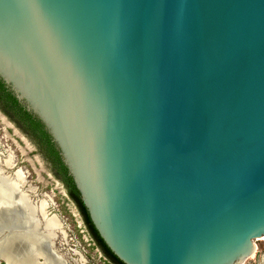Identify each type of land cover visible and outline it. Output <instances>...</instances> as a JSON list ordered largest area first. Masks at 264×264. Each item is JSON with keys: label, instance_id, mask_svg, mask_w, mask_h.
<instances>
[{"label": "water", "instance_id": "obj_1", "mask_svg": "<svg viewBox=\"0 0 264 264\" xmlns=\"http://www.w3.org/2000/svg\"><path fill=\"white\" fill-rule=\"evenodd\" d=\"M0 79L125 264L255 253L264 0H0Z\"/></svg>", "mask_w": 264, "mask_h": 264}, {"label": "bare ground", "instance_id": "obj_2", "mask_svg": "<svg viewBox=\"0 0 264 264\" xmlns=\"http://www.w3.org/2000/svg\"><path fill=\"white\" fill-rule=\"evenodd\" d=\"M13 166L0 157V258L7 264H64L49 251L60 227L57 216L49 215L47 201L40 207L24 192L23 178L10 174Z\"/></svg>", "mask_w": 264, "mask_h": 264}, {"label": "rangeland", "instance_id": "obj_3", "mask_svg": "<svg viewBox=\"0 0 264 264\" xmlns=\"http://www.w3.org/2000/svg\"><path fill=\"white\" fill-rule=\"evenodd\" d=\"M38 143L0 107L1 160L14 164L10 174L16 177L20 175L23 178V182L21 180L19 182L24 192L31 195L33 202L37 200L35 203L41 207L45 200L54 212L59 213L60 203L64 205L63 193L65 190L59 181L61 177L55 174L52 162L40 151ZM55 219L58 221L57 217ZM73 229L76 230L74 224ZM256 243L255 253L244 264L264 263V239H260ZM87 258L88 264H109L96 246L92 244L91 239L88 240ZM2 261L0 258V262Z\"/></svg>", "mask_w": 264, "mask_h": 264}, {"label": "flooded vegetation", "instance_id": "obj_4", "mask_svg": "<svg viewBox=\"0 0 264 264\" xmlns=\"http://www.w3.org/2000/svg\"><path fill=\"white\" fill-rule=\"evenodd\" d=\"M59 181L62 183L65 190L63 193L64 205L60 203V208L58 209L59 213L54 212L51 206H49L48 209V213L56 215L60 222L59 231L56 233L54 240H51L50 243L49 251L51 254H53L55 258L62 260L64 264H88L87 246L88 240L91 239L92 244L96 246L101 252L102 257L106 259L109 264H119L106 253L103 244L96 238L95 234H93V229L89 223L88 210L86 211L80 200L72 194L67 182L62 178ZM73 224L76 230L73 229ZM2 260L0 264H7L5 259ZM41 262H43L42 258H38V263Z\"/></svg>", "mask_w": 264, "mask_h": 264}, {"label": "trees", "instance_id": "obj_5", "mask_svg": "<svg viewBox=\"0 0 264 264\" xmlns=\"http://www.w3.org/2000/svg\"><path fill=\"white\" fill-rule=\"evenodd\" d=\"M0 107L10 116L13 121L21 127L24 131L28 132L39 143L40 151H42L47 158L52 162L53 169L57 176L64 179L74 194L81 202L84 209L87 211L86 206L81 198V193L77 188L72 175L69 172L67 165L64 163L60 150L56 143L53 141L52 136L47 131L43 122L32 112H30L15 96L13 91L0 79ZM88 212V211H87ZM89 223L93 229V234L103 244L106 253L116 260L119 264H125L114 252L108 247L100 233L96 229L88 213Z\"/></svg>", "mask_w": 264, "mask_h": 264}]
</instances>
